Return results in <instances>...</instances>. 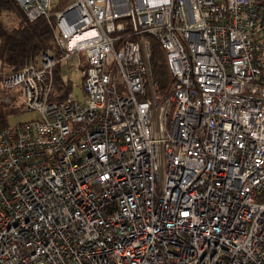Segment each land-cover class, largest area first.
<instances>
[{
	"label": "built area",
	"instance_id": "2783aa9c",
	"mask_svg": "<svg viewBox=\"0 0 264 264\" xmlns=\"http://www.w3.org/2000/svg\"><path fill=\"white\" fill-rule=\"evenodd\" d=\"M17 1L59 52L1 70L35 116L0 123V264H264V0Z\"/></svg>",
	"mask_w": 264,
	"mask_h": 264
},
{
	"label": "trees",
	"instance_id": "16d2710c",
	"mask_svg": "<svg viewBox=\"0 0 264 264\" xmlns=\"http://www.w3.org/2000/svg\"><path fill=\"white\" fill-rule=\"evenodd\" d=\"M12 16L13 23H8L5 16ZM56 23L53 18L41 16L30 20L21 9L17 0H0V74L4 65L25 64L35 60L47 48H53L59 52L55 42ZM151 65L153 75L160 84L161 92L166 93L172 84V74L168 67L167 55L157 39L151 41ZM62 64L55 68L54 98H63L72 91V82L66 80ZM3 103V102H2ZM0 113V123L8 125V117L15 112Z\"/></svg>",
	"mask_w": 264,
	"mask_h": 264
},
{
	"label": "rangeland",
	"instance_id": "374dc122",
	"mask_svg": "<svg viewBox=\"0 0 264 264\" xmlns=\"http://www.w3.org/2000/svg\"><path fill=\"white\" fill-rule=\"evenodd\" d=\"M6 21L8 23H13V17L6 15L5 16ZM68 79L71 80L72 82V92L74 93V95H77L78 97H82L84 94V90L82 87V77L80 75V72L75 70L72 71L70 73V75L66 76ZM12 105H5L4 103L0 102V113H5L7 111H10L12 109ZM15 108V107H14ZM15 112H11L8 120H9V124L11 125H16L20 122L26 121V120H30L32 118H34L35 116V112L34 111H26V110H22L20 108H16ZM12 111V110H11Z\"/></svg>",
	"mask_w": 264,
	"mask_h": 264
}]
</instances>
